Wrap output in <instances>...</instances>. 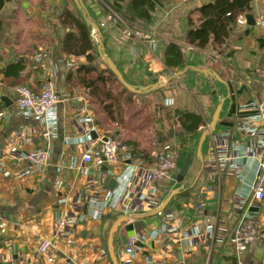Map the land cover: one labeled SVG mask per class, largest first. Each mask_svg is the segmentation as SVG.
Returning a JSON list of instances; mask_svg holds the SVG:
<instances>
[{
	"label": "crops",
	"instance_id": "0c3cea01",
	"mask_svg": "<svg viewBox=\"0 0 264 264\" xmlns=\"http://www.w3.org/2000/svg\"><path fill=\"white\" fill-rule=\"evenodd\" d=\"M3 1L0 221L7 227L0 231V264H49L48 256L54 264H110L107 238L115 217L149 212L174 188L187 193L174 195L159 214L118 226L112 235L117 264H232L228 239L243 213L253 214L260 230L243 262L264 264V200L247 193L258 161H264V125L256 116V104L264 99V25L258 23L264 19V0L251 1L256 24L236 25L218 50L187 43V17L196 23L194 9L208 0H161L149 21L136 18L131 36L107 19L106 6L113 7L114 0H81L82 6L75 0ZM128 1L119 3L118 14H127ZM63 9L100 28L106 56L135 89L161 83L123 92L116 122L79 85L75 70L87 63L86 56L63 51L69 31L60 21ZM90 37L98 54L91 26ZM172 44L181 50L182 61L169 66ZM9 63L23 67L18 78H4ZM47 80L59 97L47 116L37 119L18 110L16 88L38 91ZM219 104V120L202 144L200 159L199 137ZM180 112L201 116L197 132L184 130ZM105 138L127 145L128 155L120 151L115 162L105 163L100 150ZM179 148L192 153L186 176L179 178L178 168L155 182L156 159ZM36 149L47 154L43 167L22 156ZM88 151L91 162L82 159ZM140 153L148 159L133 172L130 161ZM111 180L116 183L110 188ZM132 236L138 238L136 251L128 254L124 249ZM43 237L51 239L47 255L37 251Z\"/></svg>",
	"mask_w": 264,
	"mask_h": 264
},
{
	"label": "trees",
	"instance_id": "16d2710c",
	"mask_svg": "<svg viewBox=\"0 0 264 264\" xmlns=\"http://www.w3.org/2000/svg\"><path fill=\"white\" fill-rule=\"evenodd\" d=\"M123 1L114 0L113 9L115 11L120 10L119 3ZM251 1L208 0L205 4L194 9L198 13L197 22L194 23L190 15L187 17V43L197 49H206L208 47L216 50L220 49L225 44L231 30L235 27L237 17L250 12ZM3 3L4 1L0 0V8ZM127 4V14L121 12V17L131 26L136 21V18L149 21L151 19L150 13L155 7L160 6L162 2L161 0H129ZM60 21L69 27V31L65 34L62 43L63 51L86 56L87 63L78 66L75 70L79 85L100 105L108 120L116 122L115 113L118 109L121 94L123 92L132 93L117 80L107 65L100 60L91 41L88 21L83 16L76 15L68 9L61 11ZM170 46L166 64L172 66L179 64V62L181 63V50L174 44ZM170 56L175 57L176 61L170 60ZM22 70L23 67L19 63H9L3 70L4 78H18ZM71 74V72L67 74V81L70 80ZM114 81L119 84V89L117 90L113 87L112 83ZM179 118L184 130L191 134L197 132V129L202 124L201 116L197 113L180 112ZM128 143L133 144L134 142ZM125 146L128 148L127 145ZM187 153V148L178 149L177 169L174 170L175 172L180 167ZM136 156H143L148 159L147 155L143 153ZM154 181L158 182V180ZM185 192H179L174 197L183 195ZM202 207L200 208L202 209Z\"/></svg>",
	"mask_w": 264,
	"mask_h": 264
},
{
	"label": "built area",
	"instance_id": "2783aa9c",
	"mask_svg": "<svg viewBox=\"0 0 264 264\" xmlns=\"http://www.w3.org/2000/svg\"><path fill=\"white\" fill-rule=\"evenodd\" d=\"M106 9L108 11L107 19L110 21L113 20L119 24L125 36H131L135 33L134 28L126 23L113 7L106 6ZM258 23L264 25V19H260ZM236 25H246L244 15H239L237 17ZM137 36L142 37L143 35L138 33ZM16 93L17 97L15 99V104L17 109L21 112L33 114L37 119H44L59 100L56 86L50 80L43 82L38 91H34L27 85H19L16 88ZM256 111L257 120L264 125V99L256 104ZM2 114L3 113L1 112L0 116H2ZM100 150L103 155V161L109 164L118 159L120 151L128 155L126 146L119 145L116 141L110 138L102 140ZM22 156L31 166L36 168L43 167L48 161L46 152L41 149H36L27 153L25 152ZM177 158L178 153L176 151L166 152L159 156L151 171L153 180L169 178L171 173L177 169ZM82 159L85 162H91L93 160L92 151L85 152L82 155ZM127 159L130 161L131 157L128 156ZM144 164H146V160L143 157H137L130 161L131 170L133 172L137 171ZM247 193L249 197L256 201L264 200V161H258L253 181L251 182ZM201 206H203V203H200L196 209L199 210ZM64 224L65 221L59 222L60 226H63ZM6 227L7 223L5 221H0V231L4 232ZM259 237L260 230L254 215L250 213L241 214L236 219L228 239V242L233 249L232 264H244V253ZM137 240L138 238L136 236L130 237L125 245L124 251L128 254H133L134 251H136ZM50 246L51 239L43 237L37 246V251L42 255H47ZM47 262L49 264H54V260L50 256L47 257Z\"/></svg>",
	"mask_w": 264,
	"mask_h": 264
},
{
	"label": "water",
	"instance_id": "95a60500",
	"mask_svg": "<svg viewBox=\"0 0 264 264\" xmlns=\"http://www.w3.org/2000/svg\"><path fill=\"white\" fill-rule=\"evenodd\" d=\"M76 2L79 3L80 6H82V2L81 0H75ZM245 21H246V25L248 27L254 26L256 24L255 19L253 18V16L250 13H246L244 15ZM89 25L91 27H93L96 31H97V37L96 40L98 42L97 45V51L99 54L100 59L107 65V67L110 69V71L115 75V77L117 78V80L129 91L131 92H142L145 91L147 89H154L156 88L159 84L161 83H155L152 84L149 87H145L143 89H135L131 84H129L123 77L122 73L119 71L118 67L116 66V64L111 60L110 57H107L104 51V46H103V38H102V34L100 31V28L88 21ZM1 100H3L5 102V104L7 103V100L4 97H1ZM221 111V104L217 105L216 109L214 110V113L211 117L210 122L208 123L206 129H204V131H202L199 140H198V145H197V150H196V155L197 157H199L201 159V149H202V144L206 138L207 135H209L210 133H212L217 125V122L219 120V114ZM106 139V138H105ZM104 139V140H105ZM192 153L188 152L184 158V160L182 161L180 167H179V178H183L186 176L189 167L192 163ZM178 178V179H179ZM116 183L115 180H111L109 187L111 188L114 184ZM181 191V189L179 188H174L172 189L169 194L161 201V203L155 207L153 210L146 212V213H140V214H133V215H119L117 217H115V219L112 221L111 223V227L109 229L108 232V238H107V247H108V253L111 259V263L112 264H117V259L116 256L114 254L113 251V247H112V235L113 233L117 230L118 226L125 221H128L129 219H134V218H144V217H148V216H153L156 214H159L163 211V209L167 206V204L170 202L171 198L178 194Z\"/></svg>",
	"mask_w": 264,
	"mask_h": 264
},
{
	"label": "rangeland",
	"instance_id": "374dc122",
	"mask_svg": "<svg viewBox=\"0 0 264 264\" xmlns=\"http://www.w3.org/2000/svg\"><path fill=\"white\" fill-rule=\"evenodd\" d=\"M235 26H236V24H235ZM122 29V28H121ZM113 87H114V89H119V84H117V82L116 81H114L113 83ZM139 157H143V156H139ZM144 158V157H143ZM145 159V158H144Z\"/></svg>",
	"mask_w": 264,
	"mask_h": 264
}]
</instances>
